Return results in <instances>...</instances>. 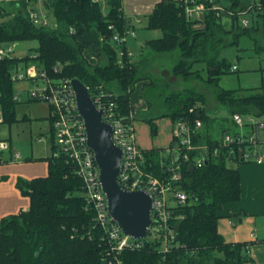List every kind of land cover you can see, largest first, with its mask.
<instances>
[{"label": "trees", "instance_id": "obj_1", "mask_svg": "<svg viewBox=\"0 0 264 264\" xmlns=\"http://www.w3.org/2000/svg\"><path fill=\"white\" fill-rule=\"evenodd\" d=\"M227 1L216 0L227 10L238 12L252 4V0ZM254 1L264 4V0ZM42 3L50 12L46 26L30 21L26 10L28 1H9L0 5V43L37 42L35 53L22 57L15 54L0 60L3 122H17L15 109L20 101L14 100V86L19 82L12 81L11 74L19 65L26 67L32 63L39 70H45L51 79L82 81L91 98L104 92L105 100L114 102L117 110L128 116L133 110L130 93L134 85L143 80L149 81L145 87L153 86L155 82L147 75L141 77L138 74L141 64L135 61L125 58L122 66L117 65V49L127 52L124 45L120 47L112 42L113 34L121 33L127 25L122 1L106 0L105 14L102 5L91 0H43ZM247 12L252 13L251 9ZM226 13L210 10L200 23L187 20L182 7L174 2L159 0L147 17L146 28L159 30L161 36L148 40L145 46L157 54L176 52L178 60L171 68L174 78L200 80L211 86L216 102L229 114L222 120H229L234 113L262 115L264 88L261 84L255 89L226 90L219 87V80L237 71H232L236 64L229 62L222 51L236 44L240 36L258 32L264 14L252 15L251 25L242 28L238 16ZM71 29H74L73 33ZM92 33L100 38L95 42L98 56L95 64L89 63L84 56V50L91 44L84 37ZM144 65L145 60L142 61ZM146 101L151 108V102ZM162 102L165 111L161 115L141 116L152 137L157 135L155 121L159 118L167 117L172 123L189 121L192 125L199 119L202 128L193 143L201 145L204 142L210 148L215 145L214 127H222V123L219 125V119L207 114L203 93L185 89L163 97ZM48 140L53 153L51 127ZM164 151L156 148L145 151L146 169L157 176ZM46 161L48 174L45 177L17 180L19 191L29 198L30 205L28 209L0 220V264H102L104 250L92 229V216L84 210L82 183L75 174V166L61 153L57 157L51 154ZM235 166L229 167L223 154L209 157L207 165L198 169L188 162L184 164L181 186L188 200L187 205L177 211L183 218L173 221L177 229V247L163 254L155 247L127 251L122 257L124 264H243L247 261L244 245L226 243L218 232L219 212L225 204L240 199L239 174Z\"/></svg>", "mask_w": 264, "mask_h": 264}, {"label": "built area", "instance_id": "obj_2", "mask_svg": "<svg viewBox=\"0 0 264 264\" xmlns=\"http://www.w3.org/2000/svg\"><path fill=\"white\" fill-rule=\"evenodd\" d=\"M9 1L0 0V5ZM28 1L26 10L30 21L35 25H49L48 17L38 14L31 5L43 0ZM92 3H100L102 11L106 13V0H91ZM122 5L125 0H121ZM182 7L187 20L204 22L206 13L210 10L216 12L227 11L228 16H238V24L242 28L251 25L247 10L251 9V15H263L264 4L254 1L241 12L227 10L216 0H169ZM123 9V8H122ZM124 10V9H123ZM135 24L140 23L138 19ZM133 23V24H134ZM55 26V24H52ZM110 28H112L110 26ZM71 33L74 29H71ZM135 36L130 22L127 20L126 28L121 33L115 32L112 42L117 46L126 47V37ZM19 42L12 41L0 43V60L12 58ZM26 55V54H25ZM22 55V56H25ZM17 56V57H22ZM117 65L122 66L124 59L133 62V54L127 50L124 52L117 49ZM237 67L233 66L232 71ZM56 71V70H54ZM14 82H26L28 84L20 90L25 91L30 100L43 102L48 107V120L53 131L54 152L52 156L61 154L71 162L75 174L81 180V196L84 201V210L92 216V229H95L96 239L104 250L101 257L102 264H124L123 253L138 251L143 247L157 249L160 254L171 251L177 247V229L173 221L183 218L177 213L187 205L188 195L182 189L183 165L190 164L194 168L207 165L209 157L224 155L227 165L242 163L264 162V123L254 119L257 114L240 115L234 113L229 120H222V127H214L213 140L215 145L211 148L204 142L193 143V138L199 134L202 121L195 120L193 125L189 121L178 120L172 123L171 144L165 148L162 159L159 160L160 175L148 171L145 151L147 149L138 145L135 135V119L133 110L128 116L122 115L117 110V105L112 101H106L107 95L100 91L92 98L98 110H102V120L111 126V140L121 150L120 172L118 184L126 191H144L152 199L150 218L152 223L147 228L146 236L142 239H134L126 236L119 229L118 224L108 214L106 198L99 182V169L96 164L94 153L87 144L85 126L77 107L74 91L69 79L48 77L45 70H39L32 63L19 65L11 74ZM260 84L264 88V69L260 72ZM29 87V88H28ZM14 100L20 101L19 96ZM0 123L3 118L0 114ZM40 140H45L40 137ZM9 150V144L0 140V165L5 162L2 152ZM11 161L20 157L16 150L10 151Z\"/></svg>", "mask_w": 264, "mask_h": 264}, {"label": "crops", "instance_id": "obj_3", "mask_svg": "<svg viewBox=\"0 0 264 264\" xmlns=\"http://www.w3.org/2000/svg\"><path fill=\"white\" fill-rule=\"evenodd\" d=\"M158 1L125 0L123 2V15L130 22L134 33H136L135 29L137 27L143 29L141 33L142 38L140 39L142 40L141 42H144V46L148 40L159 37V35L155 37V30L146 28L147 17ZM136 19L140 23L133 24ZM148 32H150L149 37L146 34ZM84 40L91 43L84 50V56L89 63L95 64L98 60L95 51V42L100 40V38L95 33H92L85 36ZM126 49L131 52L127 47V42ZM133 60L138 65H142V61H144L142 57L135 58V56H133ZM148 82L145 80L135 84V91L130 93V105L134 108V111H137L135 120L136 141L144 149L156 148L164 150L171 144L172 120L166 117L171 127H168L165 131H160L155 121L157 135L152 137L149 126L141 119V116L148 113L151 109L146 99L139 95L145 88V83ZM24 102L29 104V106H25V114L29 112L35 120L48 121L50 130V121L47 117L48 107L40 102L30 101L29 98L24 100ZM16 110L17 108L15 109L17 122H27L31 119V117L27 118L25 114L21 118H18ZM11 124L5 122L0 123V140H5L9 144V150L2 152L5 162L0 165V220L6 216L17 214L21 210L28 209L30 200L19 191L17 180L19 178L31 180L38 177H45L48 174L46 158L52 154L51 151L50 155L45 152L43 154L33 155V148H30L29 155L20 154L13 145L14 140ZM137 124L147 125L148 138L142 139L144 141H139L138 139ZM28 125L31 126V124ZM11 149L16 150L20 155L19 158L13 161L10 158L9 151ZM235 167L239 174L240 199L223 206V209L219 212L218 232L226 243H239L244 245V256L248 259L243 264H264V162L242 163Z\"/></svg>", "mask_w": 264, "mask_h": 264}, {"label": "rangeland", "instance_id": "obj_4", "mask_svg": "<svg viewBox=\"0 0 264 264\" xmlns=\"http://www.w3.org/2000/svg\"><path fill=\"white\" fill-rule=\"evenodd\" d=\"M220 1L222 3H228L227 0ZM253 1L254 0H252V2ZM31 6L38 14L50 17V12L42 2L35 3ZM248 18L251 20L252 15L249 14ZM262 24L264 25V21L259 25L258 32L251 31L249 35L240 36L236 44L226 47L222 51V55L228 58L229 62L236 64L237 71L222 76L219 80L220 88L226 90H248L259 87V69H264V26H262ZM142 30L143 29L137 27L135 29V36H127L126 42L128 49L135 58L142 57V60L147 61L146 65L138 67V74H141V77L147 75L155 82L153 86H146L143 91L140 92L141 94H139L152 103L151 109L146 115L150 117L161 115L165 111V106H163L162 102L163 97L172 92L194 89L205 95L206 112L210 117H216L219 119V125L222 123L223 118H228V112L223 106L216 102L214 98V89L211 86L204 84L200 80H183L181 78H174L171 73V68L178 60V54L176 52L172 54L153 53L149 48L143 45L144 42H141L142 40L140 38H142ZM155 31V37L157 35L160 37L161 32L159 30ZM146 34L147 37L150 36V32ZM230 39H232V37H230ZM35 48H37L36 41H20L15 54L17 56H22L30 52L35 53ZM236 57H239L238 61L236 60ZM138 83L139 81L136 84ZM27 84L28 83L26 82H19L14 86L15 95H18L21 101L16 107L18 118H21L25 114V106H29L28 103L24 102V100L28 99L27 93L20 90L27 86ZM28 85L32 87L31 84ZM135 87L136 86L134 85L132 93L135 91ZM40 103L44 104L43 102ZM25 115L27 118L31 117V119L27 122H15L11 124L14 147L22 155H29L30 148H33V155L43 154L44 152L50 155V141L48 140V137H44L49 134V122L46 120H35L29 112ZM254 119L260 123H264V114L254 116ZM28 124H31V126ZM156 124L160 131H165L168 127H171V125L169 126V120L166 117L157 119ZM146 126L147 125L145 124H137L136 126L139 141H144L142 139L148 138ZM261 135L264 136V132H262ZM40 137H44L45 140H40Z\"/></svg>", "mask_w": 264, "mask_h": 264}, {"label": "water", "instance_id": "obj_5", "mask_svg": "<svg viewBox=\"0 0 264 264\" xmlns=\"http://www.w3.org/2000/svg\"><path fill=\"white\" fill-rule=\"evenodd\" d=\"M76 107L83 119L87 144L94 153L99 182L106 198L108 214L126 236L142 239L152 223V199L144 191H126L118 184L121 150L111 140V126L102 120L103 112L93 103L88 88L71 79Z\"/></svg>", "mask_w": 264, "mask_h": 264}]
</instances>
